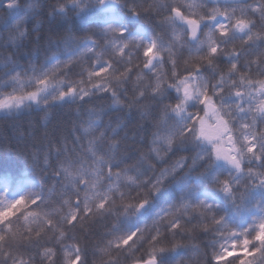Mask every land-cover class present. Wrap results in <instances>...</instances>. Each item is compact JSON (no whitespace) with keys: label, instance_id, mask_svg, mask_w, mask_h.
<instances>
[{"label":"snow or ice","instance_id":"obj_1","mask_svg":"<svg viewBox=\"0 0 264 264\" xmlns=\"http://www.w3.org/2000/svg\"><path fill=\"white\" fill-rule=\"evenodd\" d=\"M45 4L0 0L15 20L12 43L40 24ZM49 15L78 18L82 34L60 38L64 60L10 61L0 113L106 96L110 107L140 113L147 147L130 165L124 125L105 124L93 107L72 144L55 148V199L34 190L31 171L0 175V264H35L33 248H43L42 264H57L45 240L59 247L60 264H89L90 223L109 216L116 223L98 264H120L121 254L131 264H168L183 247L177 236L195 239L196 230L212 237L204 250L191 245L198 264H264V0H56ZM44 164L51 167L48 154Z\"/></svg>","mask_w":264,"mask_h":264},{"label":"trees","instance_id":"obj_2","mask_svg":"<svg viewBox=\"0 0 264 264\" xmlns=\"http://www.w3.org/2000/svg\"><path fill=\"white\" fill-rule=\"evenodd\" d=\"M141 2L150 3L151 0H141ZM55 3L56 0H46L45 8L38 17L41 20L40 24L36 25L35 21L28 23L27 38L16 43L10 41V36L15 34L13 27L15 20L10 18L9 13L0 7V80L7 79L8 65L13 60L21 66L27 67L29 60L37 64H43L46 58L51 57L53 53L61 60L67 58L60 38L66 36L68 32L81 35L84 25L76 17L60 18L50 16L51 5ZM144 26L151 32L152 29L156 28V22L148 18L144 21ZM35 31H39V40L36 39L37 33ZM49 37H51V40H49ZM187 55L186 51L183 52L182 59H187ZM51 63H55V61L52 60ZM83 67H88V63H84ZM169 69L170 65L165 64L164 70L169 71ZM80 71L81 66H74L70 70L71 77L73 79L78 78L77 73ZM127 87L131 96V83ZM5 90L10 91V89ZM110 105L111 101L105 96L104 98H93L87 104L77 102L74 104L53 105L49 108L34 106L32 109H25L19 114L10 116L0 113V175L20 176L31 171L29 178L32 184L35 185L34 190L42 192L44 195L51 193L55 199L60 191L57 178L53 175V170L56 168L55 148L64 143L69 146L72 144L73 129L87 119L88 109L93 107L103 114L105 124L111 121L113 126L117 124L124 125L120 137L126 136L127 139L123 141L124 147L122 150H127L131 157L128 163L130 165L135 164L137 162L136 150L146 149L147 147L146 141L143 145L139 143L147 135V130L139 127L142 123L140 113L135 110L129 113L126 109H114ZM146 105L150 106V98L146 101ZM33 154L36 156L35 161L33 160ZM46 154L49 155L51 167L44 164ZM192 154L194 155V153ZM178 158V154L173 155L168 164H172ZM152 162L156 163L155 160ZM156 166L160 168L162 165L157 163ZM171 191L174 197L180 195L178 185L174 186ZM160 206L167 207L168 205L165 201H162ZM114 223L116 221L111 216L103 219L97 218L90 223L91 235L87 241L89 264H98L100 259H107V257L98 254L97 248L103 247L107 238L106 234L111 231ZM134 223V220L129 222V226ZM33 228H35V225H33ZM23 230V221H21L20 231L23 232ZM75 234L83 243L84 234L79 229L75 230ZM193 236L195 239L187 236H177V242L181 243L183 247L167 256L168 264H198L200 257L194 252L191 245L197 244L204 250L205 245L212 237L199 230L194 231ZM42 244L53 247L57 252V264H60L59 247L48 240L42 241ZM38 252L42 255L43 248L30 250V254L36 257L35 264H42ZM140 254L137 253V255ZM27 255H25V259H27ZM120 264H131V260L121 254Z\"/></svg>","mask_w":264,"mask_h":264}]
</instances>
